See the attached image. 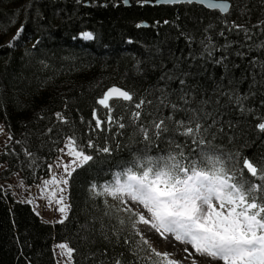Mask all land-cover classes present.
Masks as SVG:
<instances>
[{
    "label": "trees",
    "instance_id": "obj_1",
    "mask_svg": "<svg viewBox=\"0 0 264 264\" xmlns=\"http://www.w3.org/2000/svg\"><path fill=\"white\" fill-rule=\"evenodd\" d=\"M128 3L127 6L124 0L79 3L78 0H0V123L11 136L10 143L0 153V164L7 166L1 181L19 175L26 185L33 186L49 177L47 166L59 156L57 148L63 147L65 135L75 133L84 143L89 135L94 140L99 136L98 142L102 144L107 133H89V122L95 123L94 108L101 119H106V110L97 104V98L113 86L134 93V99L146 96L162 83L160 76L181 57L182 67L195 73L190 82L198 86V91L211 95L216 81L225 77V68L211 62L203 69L192 67L188 63L189 53L198 52L200 46L198 43L189 46L182 31L192 33L199 41L211 24L218 45L224 44L227 37L231 48L223 54L229 57L230 67L238 65L231 67L230 75L239 81L241 92L248 91L249 61L254 57L264 59V51L256 47L264 42V34L259 27H253L264 20V0H230L233 8L226 17L199 5L157 6L140 4L138 0ZM165 20L169 23L165 24ZM225 20L229 28L235 21L251 29L252 40H246L235 29L226 30ZM144 23L147 27L138 26ZM21 25L24 26L22 39L14 47L5 45L7 37ZM221 30L225 36L219 35ZM84 32H92L94 40L89 43L79 40ZM248 44L253 45L251 51ZM237 51L248 55L237 56ZM138 61L143 71H137ZM245 76L246 79H241ZM177 86L178 82L171 85ZM262 99L264 95L257 94L250 98V104L264 114ZM56 112H62L70 123L58 122ZM121 112L127 121L128 110L122 105H117L113 115ZM222 113L226 122L235 125L236 143L242 145L248 141L245 154L255 158L264 153V136L255 128L259 122L256 115L242 117L231 108L222 109ZM49 127L52 133L47 132ZM127 131L130 133L131 129ZM115 139L120 140L121 146L111 156L86 149L94 152V161L77 169L70 180L71 209L63 224L41 221L31 206L17 202L11 194L5 195L0 187V264H57L53 246L62 242L76 249L75 264H99L105 259L102 255L105 249L109 259L120 252L125 254V264L134 259L126 247L109 244L100 235V222L103 220L110 226L115 220L109 221L104 215L102 198L94 200L88 191L91 181L111 180L113 171L122 170L117 165L143 147L129 143L127 136ZM224 143L228 144L227 138ZM25 148L38 157L35 165L25 154ZM124 218L127 220V214ZM144 248L147 249L146 245ZM90 253H95V257L89 258ZM142 255L147 256V251Z\"/></svg>",
    "mask_w": 264,
    "mask_h": 264
},
{
    "label": "snow or ice",
    "instance_id": "obj_2",
    "mask_svg": "<svg viewBox=\"0 0 264 264\" xmlns=\"http://www.w3.org/2000/svg\"><path fill=\"white\" fill-rule=\"evenodd\" d=\"M128 2L124 0L125 4ZM138 2L206 5L209 9L219 10L225 17L233 8L230 0ZM225 26L226 30L235 29L242 32L246 40H252L254 33L245 25L232 21L229 28L225 20ZM253 27H259L264 34V20ZM212 29L213 25L209 24L199 41L192 33L181 32L189 46L196 43L200 46L198 52L189 53L188 63L192 67L203 69L211 62L225 68V77L216 81L211 95L207 91H198V86L190 82L195 73L182 67L181 57L172 69L160 76L162 83L146 96L134 99V93L113 86L97 98V104L106 110V119H101L94 108L95 123L89 122V133H107L102 144L98 142L99 136L94 140L89 135L86 143L75 133L64 136V146L57 148L62 155L55 161V167L61 170V174L52 176L51 180L45 179L42 186L37 185L45 192L49 204L54 202L57 206L54 211L60 213V219L55 223L63 224L68 219L70 180L77 169L94 161V152L111 156L121 146L115 137L127 136L129 143L142 144L143 147L133 151L130 159L122 165H117L122 170L113 171L111 180L91 181L88 191L92 199L102 198L104 215L109 221L115 220L110 226L102 220L100 235L109 244L128 249L134 258L128 264H140V261L145 264H264V153L255 158L245 154L248 141L242 145L236 143L235 125L232 121L226 122L222 113V109L231 108L242 117L256 115L259 122L255 128L264 136V114L250 104L251 97L264 95V59L254 57L249 61L251 82L248 91L241 92L239 81L230 75L231 67L238 65L230 67L229 57L223 54L231 48V42L225 37L226 42L218 45L213 39ZM23 31L24 26L21 25L13 41ZM82 35L86 39H94L92 32ZM219 35L225 36V31L221 30ZM8 46H14L13 42L10 41ZM247 47L251 51L253 45L248 44ZM256 47L264 51V42ZM219 50H222L221 54L217 55ZM236 55L244 57L248 53L237 51ZM136 69L143 71L139 61ZM173 82H178V86L171 87ZM113 100L115 104L111 103ZM117 105L128 110L127 121L124 112L113 115ZM261 108H264V99L261 100ZM55 117L62 124L70 123L62 112H56ZM129 128L130 133L127 131ZM52 131L51 127L47 129L48 133ZM224 138H227V145ZM24 152L35 165L36 154L27 148ZM47 167L52 169L54 166L48 164ZM51 185L55 190H51ZM121 212L127 214V220L119 215ZM36 214L40 215L39 212ZM139 225H144L146 231ZM125 231L128 234L125 235ZM148 233L158 234L165 242L183 245L180 251L184 255L177 260L172 258V253L159 251ZM55 249H59L56 254L61 258L57 264H75L76 249L68 243H59ZM145 251L152 255H142ZM102 255L105 259L99 264H125L124 252L109 259L105 249ZM94 257L95 253H90L89 258Z\"/></svg>",
    "mask_w": 264,
    "mask_h": 264
},
{
    "label": "rangeland",
    "instance_id": "obj_3",
    "mask_svg": "<svg viewBox=\"0 0 264 264\" xmlns=\"http://www.w3.org/2000/svg\"><path fill=\"white\" fill-rule=\"evenodd\" d=\"M16 34H17V32L9 35L5 41V45L8 46L9 42L12 41L13 45L15 46L16 43H18L22 39L23 33L20 34L18 39L13 41V37H15ZM82 39H83V42H91L93 40V39H91V40L86 39L83 35H82ZM26 44L29 45L30 43L28 42ZM14 46H10V47H14ZM0 127L3 128V131L0 132V153H1L3 151V149L10 143V139L8 138L10 135L8 134L5 127L1 123H0ZM60 155H62V154L60 153L59 156ZM67 159L68 158L65 155V160H67ZM55 161L53 163L54 167L52 169H50L49 177H47L45 179L51 180L52 176L61 174V170L57 169L55 167ZM6 168H7L6 165L0 166V178H1L2 172ZM45 179L41 180L40 183L37 185L42 186L43 181ZM21 181H22L23 186H21ZM37 185H33V186L26 185L23 182V180H21L19 175L13 176L8 181H1L0 180V187L5 192V195L11 194L12 197L14 198V200H16L17 202H20L23 204H28L29 206H31V208L35 214L37 212L40 213V215H37V214L36 215L39 217V219L41 221L49 223L51 225L58 224V223H55V221L60 219V213L57 211H54V208L57 206L54 204V202L52 204H49V201L45 196V192L42 191L41 188H38ZM50 188H51V190H55L54 185H51ZM29 200L32 201V203H27V201H29ZM110 203L118 204V202H116V201H110ZM125 214L126 213H123V212L119 213V215L122 217H125ZM139 227L141 228V230L146 231V228L144 225H139ZM148 235L150 236L151 241L154 243V246L159 251H168L169 253H172L173 259L179 260L184 255V253H182L180 251V248H182L183 245L176 247L171 243L163 241L162 238H160L158 236V234L148 233ZM169 244H171V246ZM55 245H57V244H55ZM55 245L53 246V254H54V257H55V260L57 263V260L61 259V258L56 254L57 252H59V249H55ZM146 247H147V245H146ZM54 249H55V251H54ZM147 254L152 255L148 251H147ZM153 259H155L154 256H153Z\"/></svg>",
    "mask_w": 264,
    "mask_h": 264
},
{
    "label": "water",
    "instance_id": "obj_4",
    "mask_svg": "<svg viewBox=\"0 0 264 264\" xmlns=\"http://www.w3.org/2000/svg\"><path fill=\"white\" fill-rule=\"evenodd\" d=\"M127 6L129 5V3L128 4H126ZM150 5H157V6H160V5H163V6H173V5H168V4H164V3H150ZM177 5H180V4H177ZM199 6H202V7H204L205 9H207V10H210V11H219V10H213V9H209L206 5H199ZM142 27H147V24H142Z\"/></svg>",
    "mask_w": 264,
    "mask_h": 264
},
{
    "label": "bare ground",
    "instance_id": "obj_5",
    "mask_svg": "<svg viewBox=\"0 0 264 264\" xmlns=\"http://www.w3.org/2000/svg\"><path fill=\"white\" fill-rule=\"evenodd\" d=\"M172 244V243H171ZM171 244H169L170 246H171ZM174 245V244H173ZM174 246H176V247H179V246H182V245H180V244H175Z\"/></svg>",
    "mask_w": 264,
    "mask_h": 264
}]
</instances>
